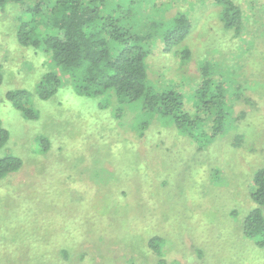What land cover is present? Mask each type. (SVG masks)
Instances as JSON below:
<instances>
[{
    "label": "rangeland",
    "instance_id": "374dc122",
    "mask_svg": "<svg viewBox=\"0 0 264 264\" xmlns=\"http://www.w3.org/2000/svg\"><path fill=\"white\" fill-rule=\"evenodd\" d=\"M151 1L153 21L179 13L192 24L187 63L173 55L178 47L164 54L153 42L152 89L175 90L194 111L203 64L213 85L233 84L231 111L210 141L138 102L77 95L60 71L62 87L48 101L32 96L37 118L24 119L6 93L33 94L53 67L41 49L16 42L20 8L0 7L2 156L22 162L0 180V264H264V246L242 233L256 207L251 179L264 167V0H235L247 16L239 31L222 28L210 0ZM41 141L50 143L44 155Z\"/></svg>",
    "mask_w": 264,
    "mask_h": 264
},
{
    "label": "trees",
    "instance_id": "16d2710c",
    "mask_svg": "<svg viewBox=\"0 0 264 264\" xmlns=\"http://www.w3.org/2000/svg\"><path fill=\"white\" fill-rule=\"evenodd\" d=\"M8 3L20 8L15 19L16 42L34 51L41 49L53 67V71L36 82L33 94L25 90L6 93L7 101L24 119L37 118L32 96L48 101L62 87L55 72L60 71L69 77L77 95L110 94L122 104L138 102L142 113L170 118L175 128L187 137L197 133L199 138L210 141L221 133V122L226 111H231L230 106L224 109L225 95L233 97V84L231 87L224 83L213 85L208 64H203L201 82L194 88V111L186 109L180 93L172 89L156 92L148 83L147 63L153 57V42L162 43L164 54L178 47L173 55L180 62L190 60L192 54L183 45L192 28L186 16L178 13L168 18L165 13L153 21L149 14L155 13L149 8L150 5L153 8L151 0H0V7ZM209 4L220 9L218 18L224 30L245 28L247 16L235 0H210ZM2 80L0 71V86ZM200 111H205L203 117ZM145 125L140 124V129ZM138 136H144V132ZM7 139L8 132L0 122V180L22 167L20 159L2 156ZM44 142L39 146L41 155L46 154L50 145ZM250 198L256 207L245 216L242 233L247 238H255L256 244L263 247L264 167L251 179ZM147 245L154 251L155 237Z\"/></svg>",
    "mask_w": 264,
    "mask_h": 264
}]
</instances>
